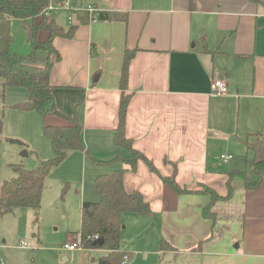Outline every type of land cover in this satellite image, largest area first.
Wrapping results in <instances>:
<instances>
[{"label":"crops","instance_id":"1","mask_svg":"<svg viewBox=\"0 0 264 264\" xmlns=\"http://www.w3.org/2000/svg\"><path fill=\"white\" fill-rule=\"evenodd\" d=\"M77 1L79 7L127 15L126 22L86 25L68 11H59L65 14V25L47 17L63 29L77 25L71 38L53 39L60 60L49 80L57 110L71 116L76 107L82 127L86 151H69L62 162L81 171V204L98 201V176L123 169L125 191L139 192L151 209L149 215L122 218L124 228L146 217L151 224V242L142 243V249L132 252L121 242L120 249L131 255L128 264H264V181L257 190L246 191L242 180H234L232 198L212 208L215 222L203 217L210 197L202 193L208 187L225 196L227 172L246 169L230 166L232 159L223 162L222 149L232 145L251 157L246 138H264V0H89L85 6L84 0ZM40 20L34 18L35 23ZM14 23L23 27L19 20ZM47 38L48 32H38L40 43ZM125 50L134 52L128 67L125 134L157 173L141 160L135 171L122 162L108 163L125 155L113 142ZM13 53L26 58L30 49ZM40 60L34 66L43 67L47 54ZM216 79L227 84V95L210 93ZM66 124L50 115L41 118L39 130ZM47 148L35 149L50 157ZM86 176L97 199L92 193L83 196ZM162 177H173L192 192L177 195ZM161 240L170 246L167 250L160 251ZM91 251L99 258L104 254Z\"/></svg>","mask_w":264,"mask_h":264},{"label":"trees","instance_id":"2","mask_svg":"<svg viewBox=\"0 0 264 264\" xmlns=\"http://www.w3.org/2000/svg\"><path fill=\"white\" fill-rule=\"evenodd\" d=\"M65 0H0V79L3 88L8 86L22 87L28 92L26 102L15 104L14 108L26 112H35L44 118L56 115L64 119L67 124L62 126H43L42 134L49 141L52 157L39 163L33 169H26L21 164L11 165L15 177L0 184V219L12 214L16 209L28 208L38 219L41 195L45 187L46 177L50 171L58 167L66 158L69 151H83L85 146L80 132L81 124L77 108L74 107L71 116L63 115L56 108L52 96L54 87L50 84L49 75L54 62L60 60V55L53 47V39L71 38L77 25H69L67 29L58 26L54 20L47 19L44 11L51 4L61 3ZM260 3V0H252ZM79 25L89 22L88 13L84 9L74 11ZM41 17L37 23L35 17ZM126 14L117 12H96V21L126 22ZM19 20L27 34V43L30 54L25 58L13 53L10 49L12 43L11 23ZM48 32L45 42L38 41V32ZM39 52H46L47 62L43 67L34 66L29 60ZM134 55L133 51L125 50L119 79L121 97L118 108V125L114 131V144L124 150L125 155L116 157L108 163L122 162L135 171L138 161H143L151 172L157 173L153 163L142 153L133 148L132 141L126 137L125 122L130 100L128 90V67ZM54 56L52 61L50 58ZM2 122L0 121V134ZM250 137V138H249ZM244 141L246 151L251 155L252 164L248 170H231L227 172L225 196L218 195L213 189L202 187V193L210 197V203L203 209V217L215 222L216 215L212 212L214 204L227 201L234 193L233 181L242 180L246 191H255L264 181V138L261 135H249ZM253 138V140H250ZM11 142L20 143L15 139ZM96 164H106L90 158ZM126 171L121 169L112 174L98 176L94 181L95 190L99 195L97 202H83L80 213L79 238L83 249L102 250L104 254L99 258L98 264H123L125 256L129 254L120 249V233L122 218L128 214H151L150 205L139 192L128 193L123 186V177ZM177 195L188 194L192 191L179 186L174 178H163ZM102 238L101 247L94 246V237ZM160 251L170 246L164 241L160 242Z\"/></svg>","mask_w":264,"mask_h":264},{"label":"rangeland","instance_id":"3","mask_svg":"<svg viewBox=\"0 0 264 264\" xmlns=\"http://www.w3.org/2000/svg\"><path fill=\"white\" fill-rule=\"evenodd\" d=\"M88 2L89 0H84V6ZM77 5L79 7V3ZM53 16L57 23L66 24L64 13L53 12L51 17ZM11 34L12 52H27L29 47L27 44L24 47L25 32L21 24H12ZM45 53H37L35 62L31 64H42L40 57H44ZM2 83L0 79V184L15 177L11 165L21 164L26 169H33L40 160L52 157H42L44 151L41 153L35 149L48 145L47 149L52 153L49 141L42 134V127L39 130L42 117L35 112L14 108L15 104L29 99L26 89L14 86L3 88ZM221 152L232 156L230 166L241 164L240 166L246 167L245 170L251 167V157L245 158L243 152L236 147L231 145ZM63 163L52 169L47 177L37 220L33 211L28 208H19L14 214L4 215L0 219V259L4 264H98L100 255L97 252L85 249L65 252L62 249L64 243L79 241L82 182L81 171L73 166H63ZM91 184L86 176L83 196L85 198V195L88 197L92 193L97 199V193ZM148 219L150 218L146 217L129 223V226L121 230L120 241L129 251L142 249V243L151 242V224ZM21 242L26 243V249L19 247ZM66 256L68 261L63 259ZM123 264L128 263L125 261Z\"/></svg>","mask_w":264,"mask_h":264},{"label":"built area","instance_id":"4","mask_svg":"<svg viewBox=\"0 0 264 264\" xmlns=\"http://www.w3.org/2000/svg\"><path fill=\"white\" fill-rule=\"evenodd\" d=\"M76 2L78 3L77 0H65L64 2H61V3H56V4L51 3L46 8V10L44 11V16L49 17V15H51V13L59 12V11H68V12H71V14H73L74 11H77L79 9H84L88 13L89 22L96 21L95 13L97 11L95 10V8L92 5H88L86 7H78ZM210 93L214 96H217V97H222V96L227 95V93H228L227 84L221 79L214 80L210 85ZM220 158L223 162H227L230 159H232V156L221 155ZM97 239H98V237L95 236L94 240H97ZM19 246H20V248H26V243L21 242ZM62 249L65 252H75V251L83 250L81 243H80V238H79L78 242H73V243L67 242V243L63 244ZM127 259H128V257L125 256L123 259V263ZM0 264H4L2 259H0Z\"/></svg>","mask_w":264,"mask_h":264},{"label":"water","instance_id":"5","mask_svg":"<svg viewBox=\"0 0 264 264\" xmlns=\"http://www.w3.org/2000/svg\"><path fill=\"white\" fill-rule=\"evenodd\" d=\"M94 80H96V79H94ZM122 228H124V227H122ZM93 245L101 247L103 245V239L102 238H98L97 240L94 241Z\"/></svg>","mask_w":264,"mask_h":264}]
</instances>
